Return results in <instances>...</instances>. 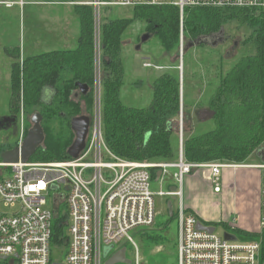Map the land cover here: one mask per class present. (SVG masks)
I'll use <instances>...</instances> for the list:
<instances>
[{
	"label": "trees",
	"instance_id": "trees-1",
	"mask_svg": "<svg viewBox=\"0 0 264 264\" xmlns=\"http://www.w3.org/2000/svg\"><path fill=\"white\" fill-rule=\"evenodd\" d=\"M74 6L79 20V34L74 49L51 50L21 59L18 49L5 50L13 59L9 114L15 117L20 102L27 110L33 105L39 104L41 107L44 141L30 157V161L48 162L70 158L67 150L74 138L70 121L82 116V100L76 102L73 98V92L77 89L76 82L88 88L82 98L88 115H91L95 82L93 12L85 4ZM131 9L130 18L105 21L99 29L103 64L100 75L101 125L105 143L111 152L126 160L147 163L172 161L177 157L175 126L180 111L177 69L180 35L186 41L200 45L203 38L220 31L222 25L233 17L248 20L250 25L256 27L252 34L256 52L241 57L228 70L208 81L207 98L201 103L205 102L206 109L213 112V129L194 135L186 112L183 159L197 163L222 160L241 163L261 148L264 144V13L247 17L244 14L247 10L244 13L238 11L244 9L185 7L181 15L177 6L167 4L134 6ZM135 19L144 21L146 31L157 37L162 56L174 59L171 69L164 70L152 82L150 106L141 108L124 105L119 97L123 82L121 50L124 32ZM187 62L189 57L186 54L183 55V82L187 75ZM45 86H51L54 92L48 104L41 101V91ZM182 102L191 106L194 103L185 100L184 92ZM155 175L156 172L151 169L152 181ZM61 220V217L54 220L53 243L63 241V238H59ZM221 224L229 228L227 224ZM151 229L138 231L145 239L154 241L156 246L162 245L163 234L153 235ZM233 230L241 240L259 238L256 232Z\"/></svg>",
	"mask_w": 264,
	"mask_h": 264
},
{
	"label": "built area",
	"instance_id": "built-area-1",
	"mask_svg": "<svg viewBox=\"0 0 264 264\" xmlns=\"http://www.w3.org/2000/svg\"><path fill=\"white\" fill-rule=\"evenodd\" d=\"M11 4L6 2L7 6ZM80 4L92 8L96 26L94 38L99 35L100 8L105 6L167 4L177 6L181 15L185 7L235 8L264 13V0H88ZM182 38L181 34L180 47ZM90 121L85 147L76 158L46 163L30 160L3 163L0 160V256L17 264H104L102 247L115 248L125 239L133 245L135 262L139 264L138 248L130 231L154 226V196L159 195L177 199L173 210L177 220V264H264V163L252 164L262 174L259 238L241 240L227 231L236 239L226 240L224 232L218 235L215 228L212 232L199 229L196 215L186 210L182 201L184 175L194 168H209L210 184L218 193L220 169L226 163L187 162L182 150L178 163L126 160L113 154L106 145L99 106ZM104 154L111 160H103ZM89 157L92 159L88 160ZM169 168L177 169L172 174L174 191H153L151 169L161 170L158 180L162 183ZM57 217L62 218L59 238L63 241L53 243ZM58 255L63 256V260Z\"/></svg>",
	"mask_w": 264,
	"mask_h": 264
},
{
	"label": "rangeland",
	"instance_id": "rangeland-1",
	"mask_svg": "<svg viewBox=\"0 0 264 264\" xmlns=\"http://www.w3.org/2000/svg\"><path fill=\"white\" fill-rule=\"evenodd\" d=\"M6 1H10L12 4L10 6L6 5ZM23 0H2L0 2V146L3 150L14 148L19 142H21L20 135H23L31 128V117L35 113H41L40 105H33L30 110L23 107L20 102L15 117L11 116L9 109V99L11 94L10 87V70L11 63L13 61L12 57L6 53V49H18L19 57H27L31 55L42 54L54 49L39 48L36 50L26 48L25 43H23L22 27L26 23L27 17H23L21 12V5ZM41 1V0H40ZM49 3L35 7H27L28 13L34 12V15H39V21L44 20L42 15L44 14H55L58 16H73L74 12L72 6H65L60 1L62 0H46ZM82 1V0H79ZM88 1V0H83ZM78 2V1H77ZM225 11V10H224ZM232 11V10H230ZM243 11L245 10H238ZM39 12V13H38ZM38 13V14H37ZM247 17L258 13L246 11ZM132 16L131 7L124 6H105L101 7L99 11V22L100 25L108 20L116 18H130ZM76 20L75 28L78 26V20L76 15H74ZM70 27L74 28L73 19L71 18ZM94 23V19H93ZM46 25H43L44 27ZM96 26H94V31ZM256 27L250 25L249 21L242 20L241 17H233L227 20L220 31L214 33L212 36H207L203 38L202 44L197 45L196 42H190L189 40L182 38V45H179V55H178V73H179V100H180V111L177 117L178 122L175 126L177 132L178 148L176 149L177 157L171 160H158V162L149 163H178L179 152L182 150L183 153V137L185 135L184 131V120L186 112L188 113L190 119V125L192 127L194 135L209 131L214 128V122L212 120V115L199 117V112L206 109L204 101L207 96L208 81L218 73H222L228 70L233 63L244 56L253 55L256 52V47L252 34ZM78 33V30L77 32ZM100 33V31H99ZM95 35V32H94ZM73 35H71V40H73ZM70 38V36H69ZM95 42V56H94V75L95 82L93 86V103L91 109V115L86 110L85 102L82 98L85 94H82L77 87L73 92V98L77 102L82 100L80 103L81 113L83 116L90 117L93 116L97 106L100 107L101 112V88H100V75L102 64L101 56V44L98 35L94 38ZM61 46L56 49L60 50H71L77 45L76 42H61ZM180 44V41H179ZM189 57V62H187L186 67L187 75L183 82V55ZM188 59V58H187ZM121 61L123 65V82L119 90V97L122 103L129 107H149L152 100L151 85L159 74L164 72V70H170L171 64L174 62L173 58L162 56V51L159 45L157 37L148 31H146V23L142 20H132L127 29L124 32V40L122 42L121 50ZM185 62V61H184ZM149 64V66H146ZM180 72H182V81L180 80ZM184 92V98L187 102L193 103V105H184L182 102V93ZM199 102V103H198ZM12 117L15 119L13 120ZM183 118V119H182ZM181 119V120H180ZM56 123V122H55ZM91 121L89 123V126ZM89 129V128H88ZM191 130V131H192ZM192 133V132H191ZM192 133V134H193ZM74 134V132H73ZM19 135V136H18ZM74 139V138H73ZM73 142V141H72ZM264 147V144L262 145ZM255 151L246 158L245 161L239 164H251L260 161L254 155ZM92 158H88L91 160ZM103 160H111V158L104 154ZM39 162V161H35ZM52 162V161H48ZM209 162V161H208ZM211 162V161H210ZM223 163H232L226 160L216 161ZM46 163V162H40ZM195 169V168H194ZM193 169V171H194ZM196 170V169H195ZM177 171L176 168H169L165 175L168 181L174 180L172 174ZM192 171V172H193ZM157 173V171H155ZM191 172V173H192ZM189 173V174H191ZM171 176V177H170ZM186 176V175H184ZM151 183V189L157 191L159 189L166 190V183L161 184L160 180H155ZM204 183L203 179L198 175L196 176V182ZM162 187V188H160ZM171 202V209H176L177 199L168 196H154L155 203V224L151 229V234H163L164 241L162 245L156 246V243L151 240H147L144 236L136 230H131L130 235L132 236L134 242L137 245L140 261L139 264H177V249H176V234H177V220L175 217L173 219L168 213V202ZM49 202V201H48ZM184 204V203H183ZM213 211L218 208H223L224 205H220L215 208L214 204H210ZM231 211V210H229ZM170 218V219H169ZM235 218L233 215L230 216L229 222ZM223 222L214 223L215 232L220 235L225 230H230L237 237V232L230 228H225ZM149 229V228H148ZM149 232V233H150ZM161 234V235H162ZM118 246L125 247V256L130 263L136 264L135 262V251L134 247L130 242H126L125 239L120 240L116 247L105 246L102 247V255L107 253H113ZM112 247V249L110 248ZM59 259L63 260V256H59ZM0 264H17L16 262L10 263V259L0 260ZM116 264H126V263H116Z\"/></svg>",
	"mask_w": 264,
	"mask_h": 264
},
{
	"label": "crops",
	"instance_id": "crops-1",
	"mask_svg": "<svg viewBox=\"0 0 264 264\" xmlns=\"http://www.w3.org/2000/svg\"><path fill=\"white\" fill-rule=\"evenodd\" d=\"M21 2H23L21 12L24 18L27 17V21L22 27L23 43H25L26 48L31 49L30 52L39 48L60 50L56 49L58 46H61L59 43L77 41L79 20L74 12V5L80 4V2L73 0L60 1L65 6H72L74 15H76L78 20V26L76 28L74 15L70 17L67 15L58 16L48 13L42 15L44 20L39 21V15H34V12L28 13L27 7L39 8L43 4L47 5L49 1L23 0ZM71 18L75 24L74 28L70 27L72 23ZM43 25L46 26L42 27ZM77 30L78 33H76ZM71 35L74 36L73 40H71ZM47 87L48 91L53 90L51 86ZM254 155L260 160V156H257L256 153ZM259 162L261 161L251 164L226 163L227 165L220 169L221 187L218 193L213 191L210 184L209 168H195L196 170H192L193 172L191 174H186L182 181V201L186 210L194 213L198 221L204 226H214L216 222H223L230 229L257 233L259 230V187L262 174L252 164ZM198 175L203 179L204 183L196 182V176ZM167 179L165 181L164 178L161 184L166 183L167 189H170L174 183ZM211 203L214 204L215 208L224 205L225 211L223 208H218L213 211L210 206ZM231 215L235 218H232V221L229 222L228 220Z\"/></svg>",
	"mask_w": 264,
	"mask_h": 264
},
{
	"label": "water",
	"instance_id": "water-1",
	"mask_svg": "<svg viewBox=\"0 0 264 264\" xmlns=\"http://www.w3.org/2000/svg\"><path fill=\"white\" fill-rule=\"evenodd\" d=\"M180 80L182 81V72H180ZM75 85L79 88L82 94L86 93L88 88L85 84L76 82ZM47 88L48 87L45 86L41 91V101L45 104L49 103V100L54 94L53 90L48 91ZM203 113H208V116L213 115V112L208 109L201 110L199 114H203ZM200 118H203V116H200ZM41 121H42V116L40 115V113H35L32 115L31 128L26 132L21 142H19L14 148L3 150L0 153L1 162L17 163L19 161L25 162L30 159V157L34 154L36 149L39 146H41L44 141V133L41 127ZM89 123L90 120L88 116L82 115L71 119L70 127L74 132V139L72 144L69 146L67 150V154L69 157L76 158L79 155V153L84 149ZM255 153L257 156H260V161L264 163V147L257 149ZM160 175H161V170H158L155 178L156 181H158ZM174 188H175L174 186H171L170 190L174 191ZM168 213L169 216L171 217L172 209H171L170 201L168 202ZM197 227L199 229H203L209 232H212L214 230V226H204L200 221L197 222ZM223 234H224V239L226 240L232 241L236 239L235 235L227 231H225ZM110 248L112 249V247ZM108 254L109 253H107L106 255L104 254V257L106 258L104 264L130 263V260H128L125 256V247H122L114 251L110 255ZM16 256L17 255H15V257ZM6 259L7 258L5 256H0V260H6ZM53 264H61V263H53Z\"/></svg>",
	"mask_w": 264,
	"mask_h": 264
},
{
	"label": "flooded vegetation",
	"instance_id": "flooded-vegetation-1",
	"mask_svg": "<svg viewBox=\"0 0 264 264\" xmlns=\"http://www.w3.org/2000/svg\"><path fill=\"white\" fill-rule=\"evenodd\" d=\"M212 36V35H211ZM200 113V112H199ZM199 116H208V113H203V114H198ZM13 120H15L13 117H12Z\"/></svg>",
	"mask_w": 264,
	"mask_h": 264
}]
</instances>
